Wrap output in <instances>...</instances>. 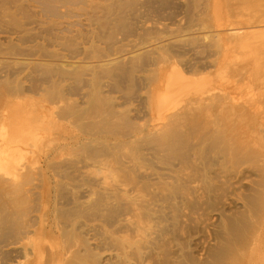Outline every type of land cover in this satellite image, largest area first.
I'll return each instance as SVG.
<instances>
[{
    "label": "bare ground",
    "instance_id": "1",
    "mask_svg": "<svg viewBox=\"0 0 264 264\" xmlns=\"http://www.w3.org/2000/svg\"><path fill=\"white\" fill-rule=\"evenodd\" d=\"M205 3L201 14L208 16L209 10L214 18L235 3L258 11L264 18V0ZM201 14L193 20L198 25L195 30L189 29L192 25L172 29L162 24L157 26L160 30L140 36L137 52L129 59L134 69L145 73L141 78H128L126 85L125 78L120 82L123 86L116 81L103 82V78H44L45 86L35 79L0 78V102L9 99L6 127H0V192L12 203L23 205L18 211L7 210L4 218L14 216L19 232L37 223L41 232L48 229L60 239L48 247L32 240L30 250L21 255L24 260L16 264L53 260L61 264H106L102 250H115L113 264H128L134 255L127 253L126 247L146 230L138 220L144 204L137 196L163 190H181L185 208L190 211L202 207L215 210L221 204L220 195L233 193L242 207L235 223L244 230L238 240L229 234L217 240L219 252L215 257H229L231 264L249 263L247 251L262 241L256 240L254 233L264 222V78H252L258 83L242 95L235 92L228 78L214 77L223 73L264 76V19L237 23L223 33L207 29ZM9 51L18 54L14 46ZM54 53L44 52L51 60L64 61L54 58ZM64 66L58 63V71H64ZM132 87L144 94L133 107L128 106L132 96L123 90ZM118 92H123L120 101ZM74 94H80V99L70 97ZM54 97L64 103L55 120L46 125H54L56 118L66 119L73 128L66 138L73 140L71 146L66 145L67 157L45 163L53 171L51 180L43 167L26 165L22 170L20 162L24 157L22 145L45 123L39 101ZM183 97L185 103L176 107ZM147 144L152 151L144 153ZM171 156L176 163L168 161ZM138 158L147 159L149 166L137 163ZM161 168L165 172H159ZM150 173L164 181L146 180L148 177L144 181ZM244 180L248 182L247 192L235 191ZM40 187L41 191H31ZM121 196L128 199L120 202ZM127 208L134 211V221L122 224L116 215L106 220V212ZM33 210H39L36 221L29 217ZM46 217L52 225L44 224ZM96 220L98 223H92ZM121 227L127 229L126 235L117 234ZM256 250L258 256L264 255L262 249ZM187 256L177 264H215Z\"/></svg>",
    "mask_w": 264,
    "mask_h": 264
},
{
    "label": "rangeland",
    "instance_id": "2",
    "mask_svg": "<svg viewBox=\"0 0 264 264\" xmlns=\"http://www.w3.org/2000/svg\"><path fill=\"white\" fill-rule=\"evenodd\" d=\"M204 7L206 8L205 0H0V78L35 79L37 84L43 86L46 85L44 78H103V82L110 81L113 84L115 81L121 84L126 78V85L128 78H141L145 73L134 69L129 59L137 52L138 38L146 32L160 30L157 26L162 24L172 29H185L192 25L189 29L195 30L198 25L193 20L201 14ZM207 13L208 16L205 12L199 16L205 21L207 29L223 33L237 23L264 19L258 11L244 9L236 3L230 8L224 7L219 17H212L209 10ZM166 35L163 40L168 42L169 33ZM10 46L16 47L18 54L10 52ZM51 50L55 52L54 58L61 57L64 61L49 59L44 52ZM189 53L191 57L194 56L192 51ZM58 63L65 64L64 71H58ZM214 78H228L227 81L233 82L231 87L235 88V92L244 95L250 87L254 88V84L258 83L252 78L264 76L252 77L244 74L238 77L223 73ZM217 83L227 84L223 80H217ZM81 85L82 82L79 83ZM75 86L78 85L71 84V87ZM123 90L132 96L128 103L131 107L138 104L139 97L144 95L143 90L135 92L134 87ZM77 95L70 97L79 100ZM116 96L120 101L119 97L123 96V92L116 93ZM183 99L185 97L176 107L185 103ZM8 100L4 98L0 102V127L4 128ZM63 103V99L57 100L55 97L39 101L45 123L38 129L36 136L21 147L24 154L20 162L22 170L26 165L32 168L41 166L43 172L49 174L53 180V171L46 168L45 163L52 158L62 160L67 157L66 145L71 146L70 142L73 140L66 138L70 135L68 131H73L66 119L56 118L54 125H46L49 120L54 119ZM83 121L80 120L79 123ZM41 146L46 150V155L43 154ZM142 151L151 152V145H144ZM168 161L176 163L172 156ZM136 162L145 167L149 166L147 159L138 158ZM158 171L163 173L165 169ZM145 176L144 181L147 177L146 180L150 181H164L154 173ZM165 181L170 179L166 178ZM234 184L240 185L237 181ZM242 185L244 187L240 186L235 191L246 193L245 186L248 182L244 180ZM41 190L42 187L33 188L31 191ZM137 198L144 204L139 210L138 220L140 225H145L146 230L138 240H131V244L126 247V252L134 255V259L128 264H173V261L177 264L178 261L189 258L188 254L198 260L213 261L215 264H231L229 257H221L220 254L215 257V254L219 252L217 248L223 236L229 234L232 240L242 237L244 229L235 223L242 207L233 193L220 195L221 204L212 211L203 207L197 211L187 210L184 205L185 194L181 190H163L154 195L142 193ZM127 199L128 197L121 196L120 202ZM20 205L12 203L8 195L0 192V264L23 261L21 255L30 250L32 240L42 241L46 247L57 245L60 240L48 229L41 232L37 223H30L19 232L15 217L5 219L4 216L7 210H20L23 206ZM38 214L39 210H33L29 217L36 221L35 216ZM114 215L122 224L136 218L134 211L127 208L106 212V220L111 221ZM232 221L234 223L230 227ZM92 223L98 222L96 220ZM44 224L52 225L53 221L46 217ZM186 224L190 227L187 230ZM127 232V229L121 227L117 234L126 235ZM254 234L257 235L256 240L262 241L257 248L250 245L247 251L250 257L248 264H264V255L258 256L259 250H256L262 249L264 254V222L258 225ZM101 252L102 260L106 264L115 262V250ZM41 264L61 263L53 260Z\"/></svg>",
    "mask_w": 264,
    "mask_h": 264
}]
</instances>
